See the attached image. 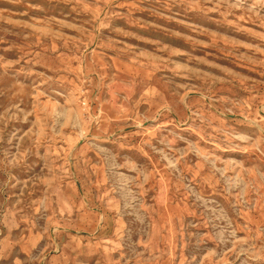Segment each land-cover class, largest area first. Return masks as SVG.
<instances>
[{
	"label": "rangeland",
	"instance_id": "374dc122",
	"mask_svg": "<svg viewBox=\"0 0 264 264\" xmlns=\"http://www.w3.org/2000/svg\"><path fill=\"white\" fill-rule=\"evenodd\" d=\"M0 264H264V0H0Z\"/></svg>",
	"mask_w": 264,
	"mask_h": 264
}]
</instances>
